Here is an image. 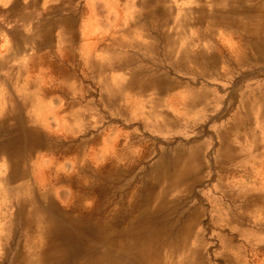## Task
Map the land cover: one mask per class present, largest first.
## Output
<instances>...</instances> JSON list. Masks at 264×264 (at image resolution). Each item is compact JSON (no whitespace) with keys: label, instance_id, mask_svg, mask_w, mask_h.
<instances>
[{"label":"rangeland","instance_id":"1","mask_svg":"<svg viewBox=\"0 0 264 264\" xmlns=\"http://www.w3.org/2000/svg\"><path fill=\"white\" fill-rule=\"evenodd\" d=\"M153 2L157 4L153 10L156 20L149 14L152 11L146 0H141L142 9L137 11L148 17L147 30L156 36L155 44L147 46L150 36L135 37L146 50L141 49L142 43L130 41L131 20L120 28H96L89 36L80 35V40L96 48L110 43L117 52L133 53L139 61H155V74L149 71L144 80L132 71L124 86L109 87L107 83L109 106L128 112L118 114L112 109L110 114H93L85 122L89 130L58 131L53 133L55 138L48 132L46 156L35 164L21 161L11 170L15 156L4 162L1 169L13 179L21 172L25 176L14 182L0 178V259L4 247L10 248L9 260L23 244V224L13 216L16 198L35 196L43 202L40 198L45 195V202L52 201L62 209L79 198L85 211L97 212L101 220L109 222L120 223L122 215L136 216L134 210L146 205L149 211L162 205L161 215L169 222L193 216L189 248L184 252L165 250V264H264V0ZM131 3L138 5V0ZM30 5L32 12L60 9L55 0ZM83 5L80 0L79 7ZM232 7L236 13L230 11ZM214 12L258 16L260 33L248 39L230 25L210 30L198 14ZM120 37L125 42L116 45L125 48L112 43ZM251 42L262 56L249 47ZM183 50L189 56L180 60ZM118 61L131 59L120 56ZM158 80H165L163 85L168 86L163 93L158 92ZM127 90L152 93L137 100ZM188 90L204 98L191 101ZM95 95L93 91L92 98ZM92 100L100 107L99 99ZM32 147L34 150V143ZM179 147L185 151L181 162L187 160L189 150L197 152L200 169L176 187L153 182L160 155L165 152L166 164H170L173 148ZM237 157L247 159L237 162ZM162 190L166 193L157 203L155 197ZM9 217L11 228L10 219L6 221ZM126 224L123 219L121 225ZM6 237L9 245L4 242Z\"/></svg>","mask_w":264,"mask_h":264},{"label":"crops","instance_id":"2","mask_svg":"<svg viewBox=\"0 0 264 264\" xmlns=\"http://www.w3.org/2000/svg\"><path fill=\"white\" fill-rule=\"evenodd\" d=\"M37 1L0 0V147L10 145L18 147L21 153L24 151L25 165L35 164L46 156L48 132L55 138L53 133L58 131L89 130L91 127L85 122L93 114H110L112 109L118 114L128 112L109 106V87L127 84L132 71L141 80L149 71L156 72L155 61L147 58L139 61L133 53L117 52L110 43L96 48L83 38L80 40V35L89 36L96 28H120L131 20L129 31L133 33L127 31L130 41L135 44L140 42L135 38L137 35H148L150 41L145 46L155 44V33L147 30L148 17L137 13L142 7L141 0L138 5L132 4L133 0H83L81 8L80 0H55L60 9L54 13L32 12L30 3ZM146 2L152 11L149 14L156 20L157 13L153 10L157 4L153 0ZM121 41L124 39L120 37L112 43L125 48L116 45ZM145 46L142 43L141 49ZM113 54L115 59L111 57ZM120 56H128L131 61H118ZM93 91L96 95L92 98ZM127 91L136 94L137 100L152 93ZM92 99H99L100 107ZM121 105L122 102L118 107ZM30 141L35 144L32 152L26 150ZM13 152L0 151V178L9 176L1 168L10 161L8 157ZM236 159L243 162L247 158ZM240 166L244 167L243 163Z\"/></svg>","mask_w":264,"mask_h":264},{"label":"bare ground","instance_id":"3","mask_svg":"<svg viewBox=\"0 0 264 264\" xmlns=\"http://www.w3.org/2000/svg\"><path fill=\"white\" fill-rule=\"evenodd\" d=\"M230 11L236 13V8L232 7ZM198 16L207 21L210 30L230 25L232 29L244 34L248 39L257 37L260 33L261 20L258 16L251 14H217L214 12L213 14H198ZM249 47L255 51L258 50V56L263 55L261 50L256 49L253 42L249 44ZM188 56L189 51L183 50L178 59L185 60ZM156 82L158 92L163 93L168 87L163 85L165 80ZM188 92L191 101L204 98L202 94L189 90ZM173 97L175 96L171 99ZM242 120L245 119L242 118ZM157 123L160 124V120ZM161 124L165 123L161 121ZM32 145L30 141L26 146L28 152L33 151ZM4 149L14 151L8 157L10 159L15 156L16 159L15 163L10 164L11 170L21 164L22 153L18 147L9 145L1 147L0 151ZM173 149L171 163L166 164V154L163 152L153 174V182L164 181L166 188L184 184L186 178L200 169V157L197 152L189 150L187 160L181 162L180 159L185 152L184 148ZM24 176L25 173L21 172L16 179L11 176L6 179L8 182H14ZM165 193L166 190H162L156 195L155 201L160 203ZM40 199L44 203L35 196L28 199L16 198L13 216L16 215L23 224L21 231L23 244L14 249L9 260L10 248L9 246L4 247L0 264H4L5 261H8V264H165L167 257H163L164 251L169 250L171 253L183 250L184 252L189 248L186 246L193 234L195 222L193 216L182 222H169L164 217L166 215H161L162 205L158 206L156 211H149L148 205L138 207L134 210L137 212L136 216L122 215L121 222L118 223L101 220L97 212L85 211L79 198H75L67 209L56 206L52 201L45 202V195ZM9 219L10 217L6 221L9 222ZM123 219L127 220L126 226L121 225ZM10 223L11 228L13 227L11 219ZM12 232L13 228L9 229V233ZM4 242L9 245V238H4Z\"/></svg>","mask_w":264,"mask_h":264}]
</instances>
